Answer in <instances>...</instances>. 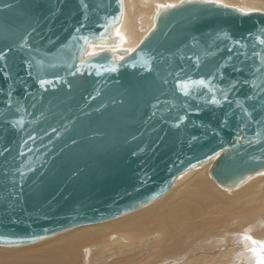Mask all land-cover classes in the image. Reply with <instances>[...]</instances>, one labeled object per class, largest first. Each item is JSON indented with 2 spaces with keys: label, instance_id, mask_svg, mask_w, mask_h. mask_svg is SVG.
<instances>
[{
  "label": "water",
  "instance_id": "1",
  "mask_svg": "<svg viewBox=\"0 0 264 264\" xmlns=\"http://www.w3.org/2000/svg\"><path fill=\"white\" fill-rule=\"evenodd\" d=\"M86 2L88 32L102 31L96 26L107 23L105 17L119 15L120 19L107 33L112 42L91 39L86 50L80 53L81 61L89 59L92 45L109 47L116 41L115 29L124 14V0L122 8L115 0ZM180 4L157 12L154 28L136 52L125 54L127 49L106 48L96 52L95 62L103 68L112 67V61L123 65L137 57L140 49L148 51L145 45H151L165 55L175 53L173 62L179 63L180 55L190 54L181 51L183 46L195 36L201 48L210 52L206 63L212 65L229 54L226 49L232 41L240 39L252 44L258 43L256 37L264 38L263 11L245 12L229 5L180 7ZM82 14L79 0H0V31L6 27L15 39L34 27L36 33L30 43L37 40L44 53L70 59L78 47L71 40L73 28L81 22ZM49 39L54 42L49 43ZM9 43V40H0V48ZM117 52L125 54L123 60ZM9 59L14 61L15 74L23 76L24 53L15 50ZM83 70L84 75L66 76L74 85L72 89L56 82L55 89L49 86V91L41 90L42 99L35 109L28 106L30 101L21 100L27 112L15 114V118L24 117V133L0 131V147H11V153L0 158V167L8 159L14 167H22L26 176L23 200L17 211L11 216L0 212V236L5 237L0 239V245H27L80 225L125 215L157 200L180 175L210 160H214L211 176L228 189L264 171V136L258 138L259 143H237L236 116L228 127L219 126L226 106L224 109L209 107L191 115L179 128L172 127L170 123H162L159 115L149 120L155 101L147 85L154 73L143 72L139 66H124L111 73L85 64ZM51 71L65 75L69 69L60 64ZM225 73L235 75L227 68ZM27 83L33 89L39 87L32 80ZM7 86L8 81L0 77V88ZM247 91L242 89L240 95ZM23 93V86L18 85L14 95L19 98ZM91 96L95 99H90ZM4 99L0 96V108L5 107ZM213 128L218 130V135L211 131ZM25 133L39 139L22 145L19 140L21 135L27 138ZM253 133L254 130H249L248 136ZM20 150L24 152L23 157L18 155ZM4 207L0 203V209Z\"/></svg>",
  "mask_w": 264,
  "mask_h": 264
},
{
  "label": "bare ground",
  "instance_id": "2",
  "mask_svg": "<svg viewBox=\"0 0 264 264\" xmlns=\"http://www.w3.org/2000/svg\"><path fill=\"white\" fill-rule=\"evenodd\" d=\"M180 2L124 0L115 29L121 36L109 47L92 45L91 52H132L154 28L161 6ZM221 4L264 12V0ZM213 164L186 171L163 196L120 217L27 245H0V264H256L244 236L264 241V171L228 189L211 176Z\"/></svg>",
  "mask_w": 264,
  "mask_h": 264
},
{
  "label": "snow or ice",
  "instance_id": "3",
  "mask_svg": "<svg viewBox=\"0 0 264 264\" xmlns=\"http://www.w3.org/2000/svg\"><path fill=\"white\" fill-rule=\"evenodd\" d=\"M115 2L122 8L123 0H115ZM79 3L83 11L82 19L79 25L73 28L71 37V40L75 41L78 47L70 59L63 55L54 57L44 53L38 46L39 41L37 40H32L30 43V39L36 33L34 27L30 31L26 30L15 39H13L14 34L6 27L0 31V40L11 41L7 46L0 48V77L8 81L6 89L0 88V96L5 98L3 101L5 107L0 108V131L6 133L10 130H16L18 135L24 133V117L15 118V114L27 112V107L25 103H21V100L30 101L28 106L35 109L39 100L42 99L41 90L47 92L49 86L55 89L56 82L72 89L74 85L69 83L66 76L84 75L83 66L85 64L102 68L104 72L111 73L118 72L120 67L137 68L139 66L143 69V72L154 73L153 80L147 85L153 93L155 101L151 105L153 111L149 120L159 115L162 123H170L172 127L179 128L186 121H189L193 114H199L209 107L224 109L226 106V110L220 119V128L228 127L229 121L233 116H236L238 120V125L234 129L236 142L243 141L249 145L260 142L258 138L264 136V38L256 37L258 43L252 44L245 43L240 39L232 41V45L226 49L229 54L222 61L212 65L206 63V57L210 55V52L202 49L197 38L193 36L190 43L185 44L181 50L190 54L180 55L179 63L173 62L175 53L165 55L158 52L151 45H145L148 51H145L144 48L140 49L137 57L133 58L132 61H125L123 65L112 61V67L103 68L95 62V57L98 55L96 52L89 53L87 61H81L79 56L81 52L86 50V46L93 38L112 42L107 33L110 32L114 24L119 22L120 16L105 17L107 23L96 26L102 31L98 33L88 32L89 5L86 0H79ZM186 4H209L228 7L227 5H221V0H181L180 7ZM5 7H8V5H5ZM161 7L167 9L178 6L169 4ZM193 19H196V17L194 16ZM261 31L264 32V29H261ZM85 32L87 34H84ZM116 35L121 36L119 29L116 30ZM251 36L250 33L249 38ZM48 42L53 43L54 41L49 39ZM34 45L37 46L34 47ZM15 50L24 53L22 61L24 65L23 76L15 74L14 61L9 59V54ZM130 51L136 52V49ZM123 59L121 57V60ZM161 62H163V67H161ZM60 64L66 65L69 69L65 75L51 71ZM226 68L230 69V73L235 75L226 74ZM88 74L91 75V73ZM28 80L38 84V89H33L27 83ZM18 85L23 86L24 89L23 96L19 98L14 95ZM245 88L248 91L241 96V90ZM97 95H99V92H97ZM89 98L95 99V96ZM113 103H123V101H113ZM101 107H104V105H101ZM172 121H175V123H172ZM249 130H254L251 137L248 136ZM52 131L56 132V129L53 128ZM211 131L214 134H219L215 128ZM25 134L26 139L23 135L20 136L19 143L22 145L26 146L29 141L34 142L39 139L38 136L31 133ZM96 135H102V133H96ZM132 139L135 140L136 137L133 136ZM192 139L197 138L192 137ZM73 143H76V141L73 140ZM6 153H11V147H0V158L5 157ZM135 154L133 153V155ZM18 155L23 157V150H20ZM209 158L211 159V157ZM11 160H15V157H11ZM2 163L3 166L0 167V203H3L5 207L0 209V212L11 216L22 203L26 176L22 167H14L8 159H4ZM32 170L29 168V171ZM12 222L18 221L13 220ZM0 239H5V237L0 236ZM244 239L251 241V244L254 245L249 251L255 255L256 264H264V241H257L251 235H245Z\"/></svg>",
  "mask_w": 264,
  "mask_h": 264
},
{
  "label": "rangeland",
  "instance_id": "4",
  "mask_svg": "<svg viewBox=\"0 0 264 264\" xmlns=\"http://www.w3.org/2000/svg\"><path fill=\"white\" fill-rule=\"evenodd\" d=\"M120 57V56H119ZM217 182V181H216ZM219 184V183H218ZM222 186V185H221Z\"/></svg>",
  "mask_w": 264,
  "mask_h": 264
}]
</instances>
